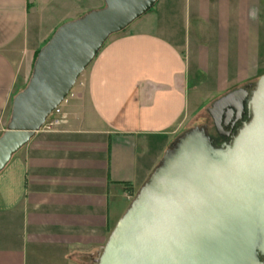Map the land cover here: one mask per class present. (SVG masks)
I'll return each instance as SVG.
<instances>
[{
  "label": "crops",
  "instance_id": "crops-1",
  "mask_svg": "<svg viewBox=\"0 0 264 264\" xmlns=\"http://www.w3.org/2000/svg\"><path fill=\"white\" fill-rule=\"evenodd\" d=\"M103 0H0V135L35 53ZM217 99L264 75V0H158L111 36L60 110L0 173V264H95L165 149ZM213 100V101H214ZM212 101V102H213ZM212 102L206 104L207 108Z\"/></svg>",
  "mask_w": 264,
  "mask_h": 264
},
{
  "label": "water",
  "instance_id": "water-1",
  "mask_svg": "<svg viewBox=\"0 0 264 264\" xmlns=\"http://www.w3.org/2000/svg\"><path fill=\"white\" fill-rule=\"evenodd\" d=\"M157 1L103 0L101 9L53 32L11 101L0 135V173L64 102L106 41ZM252 86L250 94L227 92L207 110L215 130L231 135L228 145L214 148L200 127L175 138L95 264H264V75ZM243 103L250 120L235 135L233 124L226 132Z\"/></svg>",
  "mask_w": 264,
  "mask_h": 264
},
{
  "label": "flooded vegetation",
  "instance_id": "flooded-vegetation-1",
  "mask_svg": "<svg viewBox=\"0 0 264 264\" xmlns=\"http://www.w3.org/2000/svg\"><path fill=\"white\" fill-rule=\"evenodd\" d=\"M253 83H248V84H244L236 89H244L245 91H247L249 94L251 93L252 89H253ZM226 94V93H225ZM224 95V94H223ZM222 95V96H223ZM221 97V96H220ZM219 97V98H220ZM218 99V98H217ZM216 99V100H217ZM215 101V100H214ZM213 101V102H214ZM212 102V103H213ZM211 103V104H212ZM211 104L205 108V113L208 115L209 119H210V125L206 122L200 124L199 126L197 127H200V128H204L210 138V141H211V144L214 148L216 149H219L221 148V146L223 145H228L231 141V135L230 136H225L223 133L219 134L216 130H215V127L213 125V120H212V117L210 116V114L208 113V109L211 107ZM238 103L234 102V106H236ZM223 122L226 121V117H223L222 118ZM250 120V115H249V111L247 110L246 108V103H243V110L240 114V117L239 119H237V113L235 112L234 115L232 116V120L231 122L228 123V128H225V131H229V126H231L233 124L234 126V129L232 131V134L235 135L234 131L235 130H239L243 127L244 124L248 123V121ZM194 128V127H193Z\"/></svg>",
  "mask_w": 264,
  "mask_h": 264
},
{
  "label": "rangeland",
  "instance_id": "rangeland-1",
  "mask_svg": "<svg viewBox=\"0 0 264 264\" xmlns=\"http://www.w3.org/2000/svg\"><path fill=\"white\" fill-rule=\"evenodd\" d=\"M78 79H80V77ZM196 81L199 82V78L196 77V76L191 75L190 78H189V91H188L189 111L190 112H194L196 110V103L197 102H200V104L203 105V107L201 108V111L198 113V115L196 117H193L192 121H189V123H187V127L180 134H182L183 132H185V131L193 128V127H197V126H199L200 124H202L204 122H206V123H208L210 125V119H209L208 115L205 113V109H203V108L205 107L206 104H209L210 102H212L214 100V98L216 96H218V94H213L212 92L209 91V89L207 90V88L205 86H203V88L201 90V93L197 95L193 91L194 85H196V83H198ZM76 84H78V80H77ZM166 149H165V151H166Z\"/></svg>",
  "mask_w": 264,
  "mask_h": 264
},
{
  "label": "built area",
  "instance_id": "built-area-1",
  "mask_svg": "<svg viewBox=\"0 0 264 264\" xmlns=\"http://www.w3.org/2000/svg\"><path fill=\"white\" fill-rule=\"evenodd\" d=\"M65 114L63 112H61L60 110V106L58 108H56L51 115L46 119L45 123H44V127H53V126H57L59 124H61L62 122H64L65 120Z\"/></svg>",
  "mask_w": 264,
  "mask_h": 264
},
{
  "label": "trees",
  "instance_id": "trees-1",
  "mask_svg": "<svg viewBox=\"0 0 264 264\" xmlns=\"http://www.w3.org/2000/svg\"><path fill=\"white\" fill-rule=\"evenodd\" d=\"M48 40H49V39H48ZM48 40H47V41H48ZM47 41H46V42H47ZM39 50H40V49H39ZM39 50H38V51H39ZM38 51L35 53L34 60H35V57H36ZM34 60H33V63H34ZM32 66H33V65H32Z\"/></svg>",
  "mask_w": 264,
  "mask_h": 264
}]
</instances>
